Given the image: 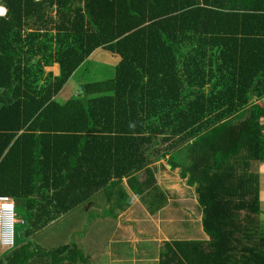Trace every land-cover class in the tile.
<instances>
[{
  "label": "trees",
  "instance_id": "16d2710c",
  "mask_svg": "<svg viewBox=\"0 0 264 264\" xmlns=\"http://www.w3.org/2000/svg\"><path fill=\"white\" fill-rule=\"evenodd\" d=\"M99 48L113 76L56 102ZM263 99L264 0H0V196L26 226L0 264H86L30 238L94 196L116 218L123 180L156 214L160 161L207 238L164 242L158 264H264Z\"/></svg>",
  "mask_w": 264,
  "mask_h": 264
},
{
  "label": "rangeland",
  "instance_id": "374dc122",
  "mask_svg": "<svg viewBox=\"0 0 264 264\" xmlns=\"http://www.w3.org/2000/svg\"><path fill=\"white\" fill-rule=\"evenodd\" d=\"M110 59L113 60L111 57ZM113 64L90 59L69 79L55 97L56 102L63 104L73 95H77L81 92L80 87L84 83L108 80L114 74ZM48 71L56 72L53 67ZM261 122L264 123L263 120ZM153 167L156 185L164 191L167 201H171L169 206L161 211V219L156 218L157 225L152 223L145 206H141V202H136L138 199L131 194L123 180L119 185L120 190L116 193L125 194L131 202L128 206L124 202V210L116 211L118 213L116 218H104V209L112 206V203L105 202V196H94L89 203L82 204L38 231L34 237L30 238V241L48 249L63 243L75 242L83 257L87 259L86 264H157L163 243L173 238L172 232L181 231H178L180 228L178 225L182 221L177 213L183 214L185 216L183 221L188 222L189 225L186 227L184 225L182 232L177 234L176 238L180 240L201 238V209L196 202L193 189L187 187L178 178L176 170L170 171L164 161L155 163ZM256 169L260 173L261 190L264 196V174L261 175V172H264V164L258 165ZM176 201L181 204L174 209L175 205L172 203ZM142 209L143 214H139ZM24 216V212L18 213L15 210V233L20 234L19 237L16 236V245H20V241H25ZM261 218L264 219V216ZM153 234L155 236H152Z\"/></svg>",
  "mask_w": 264,
  "mask_h": 264
},
{
  "label": "crops",
  "instance_id": "0c3cea01",
  "mask_svg": "<svg viewBox=\"0 0 264 264\" xmlns=\"http://www.w3.org/2000/svg\"><path fill=\"white\" fill-rule=\"evenodd\" d=\"M113 59V60H111L110 59V57ZM93 60V59H96V60H98V61H102V62H105V63H108V62H111V63H114L113 64V66H115L118 62H119V57L118 56H116V55H114V54H112V53H110V52H108V51H105V50H103V49H96L89 57H88V59H87V61H89V60ZM85 64V63H84ZM83 64V65H84ZM83 65H81V66H83ZM81 66L79 67V69H81ZM53 67V69L55 68V73H53L52 71H48V70H50L51 68ZM44 70L46 71V72H51L52 73V75L53 76H57L58 74H59V67H58V65L57 64H53L52 66H50V67H45L44 68ZM87 73V70L85 69V74ZM75 74V73H74ZM73 74V75H74ZM71 78H72V76H71ZM68 83V82H67ZM66 83V84H67ZM65 84V85H66ZM85 84V83H84ZM64 85V86H65ZM63 86V87H64ZM82 86V85H81ZM59 94V93H58ZM57 94V95H58ZM56 95V96H57ZM74 96V95H73ZM72 96V97H73ZM263 102H264V99H263ZM263 120V119H262ZM264 164V163H263ZM263 164H261V165H263ZM262 174H264V172H261V175ZM130 191V190H129ZM132 194V193H131ZM133 195V194H132ZM134 196V195H133ZM136 199H138L136 196H134ZM187 198V197H186ZM176 200H178V199H176ZM136 202H139L140 203V201H139V199H138V201H136ZM169 202H171V201H169ZM168 201H167V204L165 205V207H167V206H169V203ZM173 205H175V207H174V209L176 208V207H179L178 206V204H181L180 202H173L172 203ZM143 204H141V206H142ZM182 206V205H181ZM165 207H163L161 210H159L156 214H154V215H150L148 212H147V210H146V213H147V215L149 216V218H151V221H153L152 223H155L156 225H157V220H156V218H159L160 217V219H161V215H162V213H161V211L165 208ZM143 208V207H142ZM144 209V208H143ZM143 209L141 210V212H139V214H143L142 212H143ZM201 209V208H200ZM175 212L177 213V211L175 210ZM200 213H202L201 211H200ZM138 214V213H137ZM179 216L178 217H181V219H180V221H182V223L180 224V225H178V226H180V228L178 229V231L179 230H181L180 232H172V234H173V238H170V240H180V239H178V238H176V237H178V235L177 234H180L181 232H182V230H183V228H184V225H185V227L186 226H188L189 224H188V222H186V221H183V220H185V216H183V214H180V213H177ZM106 218V217H105ZM109 218V217H108ZM144 218H145V216H144ZM147 227H148V225H147ZM200 228H201V219H200ZM201 230H202V228H201ZM152 236H155L154 234L152 235ZM207 238V236L204 234V232H203V230H202V237L201 238H197V239H193V240H201V239H206ZM148 239V238H147ZM152 239V238H151ZM183 240H185V239H183ZM186 240H192L191 238H188V239H186ZM151 242V241H150ZM168 242V241H167ZM158 264V263H157Z\"/></svg>",
  "mask_w": 264,
  "mask_h": 264
},
{
  "label": "built area",
  "instance_id": "2783aa9c",
  "mask_svg": "<svg viewBox=\"0 0 264 264\" xmlns=\"http://www.w3.org/2000/svg\"><path fill=\"white\" fill-rule=\"evenodd\" d=\"M15 206L8 196H0V255L13 247Z\"/></svg>",
  "mask_w": 264,
  "mask_h": 264
},
{
  "label": "clouds",
  "instance_id": "9594fccd",
  "mask_svg": "<svg viewBox=\"0 0 264 264\" xmlns=\"http://www.w3.org/2000/svg\"><path fill=\"white\" fill-rule=\"evenodd\" d=\"M14 203V202H13ZM14 206H15V204H14Z\"/></svg>",
  "mask_w": 264,
  "mask_h": 264
}]
</instances>
